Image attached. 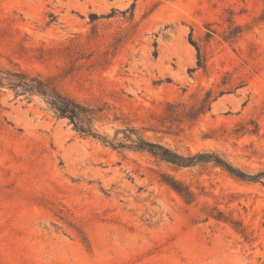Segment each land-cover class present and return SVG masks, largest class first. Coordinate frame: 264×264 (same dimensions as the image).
I'll return each mask as SVG.
<instances>
[{
  "label": "rangeland",
  "instance_id": "rangeland-1",
  "mask_svg": "<svg viewBox=\"0 0 264 264\" xmlns=\"http://www.w3.org/2000/svg\"><path fill=\"white\" fill-rule=\"evenodd\" d=\"M0 67L103 108L109 139L130 125L264 171V0H0ZM0 264H264V179L114 151L3 88Z\"/></svg>",
  "mask_w": 264,
  "mask_h": 264
},
{
  "label": "trees",
  "instance_id": "trees-1",
  "mask_svg": "<svg viewBox=\"0 0 264 264\" xmlns=\"http://www.w3.org/2000/svg\"><path fill=\"white\" fill-rule=\"evenodd\" d=\"M211 33V31L208 32V38ZM231 37H234V34ZM225 39L230 38L226 37ZM196 50V65L198 68H204L200 50L198 47H196ZM3 88L10 89L14 92L16 99L22 98L26 102H29L32 96L40 97L53 113L54 117L57 120H65L67 126L71 127V130L78 136L96 140L114 151L146 152L160 162L180 169L210 164L219 167L231 177L244 182L256 183L264 179V171L256 174L246 173L231 165L216 151H198L187 154L178 153L176 150L169 148L161 142L145 138L143 133L146 130L144 128L127 125L123 129L116 130L113 138L109 139L107 135L98 132L95 128V122L102 118L103 108L93 107L70 97L60 89L52 77L44 78L39 75H31L19 69L10 70L0 67V90ZM209 98L210 93H206L201 102V107L197 109L194 115L188 118L195 119L205 111V108L209 110ZM169 121L176 122L177 120ZM120 134L122 137L118 138ZM163 181L186 202L191 203L193 201V193L181 182L168 176H165ZM216 219L221 220L222 216L218 214ZM233 225L236 230H239L235 223Z\"/></svg>",
  "mask_w": 264,
  "mask_h": 264
},
{
  "label": "bare ground",
  "instance_id": "bare-ground-1",
  "mask_svg": "<svg viewBox=\"0 0 264 264\" xmlns=\"http://www.w3.org/2000/svg\"><path fill=\"white\" fill-rule=\"evenodd\" d=\"M216 104H217V103H216ZM216 104H215V105H216Z\"/></svg>",
  "mask_w": 264,
  "mask_h": 264
}]
</instances>
